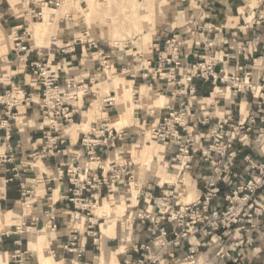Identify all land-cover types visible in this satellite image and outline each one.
Wrapping results in <instances>:
<instances>
[{"label":"crops","instance_id":"crops-1","mask_svg":"<svg viewBox=\"0 0 264 264\" xmlns=\"http://www.w3.org/2000/svg\"><path fill=\"white\" fill-rule=\"evenodd\" d=\"M166 1L167 16L161 26L158 27L157 22L155 30L150 31L154 37L149 39V48L130 41L118 43L102 31L87 29L98 43V49H94L87 44L73 47L74 39L87 31L77 25L79 11L72 10L69 19L61 18L55 31L50 33L49 45L38 46L33 29L35 21L27 17L26 8H22L20 3L2 0L5 17L0 29L13 40L16 33L24 35L31 48L28 60L47 63L52 73L60 78L63 88L74 83L82 90L86 89L79 101L73 102L77 111L75 123L62 129L66 144L51 158L34 159L32 155L41 150L43 133L48 129V118L39 105L43 89L26 64L19 60L13 46L0 56V98L13 88H19L32 100L30 105L21 104L13 108L9 117L5 115L6 105L0 104V122L7 121L4 124L12 128L9 141L6 140V131L0 129V254L6 255L8 264H17L13 259L17 251L29 255L23 264H40L38 254L30 248L29 232L30 229L48 231L50 224L57 225V229L51 231L50 249L59 264H126L147 257L149 252H157L158 247L154 243L157 229L150 222L144 223L138 218L142 210L152 208L138 197L132 204L133 190L145 189L158 197L163 190L172 188L179 204L204 198L210 182L217 178L215 167L204 161L201 151L208 148L210 131L219 123L228 121L235 126L245 123L252 128L242 134V143L235 145L239 156L231 172L239 176L240 182H246L256 174L249 160L264 163V136L255 132L264 129V105L260 107L259 100L251 93L235 90L229 77L222 79L223 74L218 80H195L197 100L192 105L195 117L188 130L199 143L195 148L198 162L184 174L190 185L181 179L182 172L174 161V153L162 145L148 144L154 141L144 135L145 131L162 121L167 105L176 106L179 93H175V87L166 82L158 81L150 86L151 81L144 80L136 71V62L139 55L155 58L172 34H184L181 54L184 63H198L199 56L205 54L206 45L213 43L216 70L225 69L229 74L238 72L241 76L249 73L251 81L262 88L264 94V23L258 20L260 15H264V0ZM198 26L203 29L198 31ZM205 26L211 27L212 31L204 30ZM54 38L60 46H71L70 52L62 53L51 46ZM101 53L106 58L101 57ZM113 71L115 73H111ZM125 88L130 91L128 99L123 98ZM109 95L120 98L116 107L103 105L102 99ZM159 97L162 104H157ZM97 103L100 104V112L96 116L93 106ZM127 110L131 114L119 128L128 133V138L117 142L109 153L98 150L102 159L100 168L96 165L86 168L89 176L97 178L110 177L114 171L124 176L100 192L96 213L100 219V247L94 248L86 239V257L77 262L60 249L67 240L69 212L73 208L66 200L70 189L67 167L72 164L87 166L88 160L81 144L84 135L100 123L119 129L114 126V119L126 114ZM250 117L256 118L255 124L250 122ZM225 163L226 160L222 166ZM15 169L20 174L19 178H15ZM130 176L132 179L129 180ZM21 183H27L30 197H23ZM218 188L220 193L214 205L225 210L229 205L226 196L231 187L220 184ZM57 191L58 197L54 200ZM256 201L264 207V189L258 193ZM105 203L111 205L108 207L110 212H104ZM101 209L102 214L99 213ZM50 217L55 219L48 222ZM258 222L263 225L264 217H259ZM167 228L171 231V225ZM222 232L223 229L219 231ZM227 233L230 252L225 260L217 259L209 250L210 237L205 238L201 234L192 237L191 243L204 244L198 255L201 264H264L262 227L245 234L238 232L234 225L228 228ZM173 237L170 236L171 239ZM188 247L189 242H184L180 248L174 249L175 255L183 257ZM238 253H242L239 262H232Z\"/></svg>","mask_w":264,"mask_h":264},{"label":"built area","instance_id":"built-area-1","mask_svg":"<svg viewBox=\"0 0 264 264\" xmlns=\"http://www.w3.org/2000/svg\"><path fill=\"white\" fill-rule=\"evenodd\" d=\"M26 1V0H23ZM28 5L25 10L27 17L33 21H44L45 8L59 10L67 0H27ZM5 17L0 0V23ZM70 18V13L65 16ZM258 20L264 23V15H260ZM203 27L198 26L201 31ZM204 30L212 31V28L204 27ZM204 31H202L203 33ZM13 40V51L19 60L26 64L28 70L43 89V97L39 103L42 113L48 118V129L43 133V144L40 151H36L32 157L48 159L66 144V139L62 136L64 126L75 123L76 107L73 102L79 101L86 92L77 84L68 83L66 88L60 86V78L53 74L49 65L40 61L30 62L28 55L31 48L24 39V35L16 33ZM88 45L98 49V43L92 39L88 30L74 39L73 47L77 45ZM51 46L59 49L62 53H69L71 46H60L59 41L54 38ZM184 47V34L175 33L169 36L164 46L157 51L155 58H145L139 55L136 62V71L141 74L144 80L152 83L166 82L175 87V93H179L176 106L167 105L166 113L162 121L153 125L145 131L152 141L164 146L169 152L174 153V161L184 174L189 173L197 164L196 146L199 140L189 132V127L193 122L195 113L192 105L197 100V79L218 80L228 79L235 90L249 92L254 98L259 100V106L264 105V94L262 88L251 81L249 73L241 76L238 72L229 74L225 69L218 72L214 58L213 43L206 45L205 54L199 56L198 63H184L181 58ZM103 56V53L100 54ZM106 58L105 56H103ZM182 72V74H180ZM32 103L19 88L8 91L4 97L0 98V104L7 107L6 116L12 115L13 108ZM106 108L116 107L117 96H107L102 101ZM252 124L256 123L255 117L249 118ZM8 122H0V129L6 131V140L11 139L12 128L5 125ZM4 124V125H3ZM252 128L246 124L239 123L237 126L226 121L219 123L211 129L209 136V146L201 151V156L205 162H209L215 167L217 180L209 184L204 198H200L191 203L179 204L175 201V191L172 188L163 190L160 196L139 189L138 199H143L144 203L152 209H144L138 214L142 222H150L157 229L158 235L154 243L158 247L155 253L149 252L147 257L128 261L126 264H201L198 255L204 246L201 242L191 243L192 237L197 234L210 237L209 250H212L217 259L225 260L228 257L230 248L227 246V230L231 226H237L240 233L249 234L252 230L262 227L264 232V222L260 225L259 217H264V207L257 201L256 197L264 189V163L249 160V164L255 176L246 182H240L237 174L231 172L235 160L239 156L235 145L241 142L242 134L251 131ZM259 136H264V129L255 130ZM128 138V133L115 129L107 123H100L90 132L86 133L81 141L82 148L88 160L85 167L69 165L67 167V177L70 183L69 195L66 200L72 205L69 212V232L67 240L60 246L66 256H72L77 262H81L87 254L86 239L91 241L94 248L99 249L101 243L100 219L97 216L100 192L104 187L110 188L124 176L121 172L114 171L110 177L97 178L89 176L88 165H96L100 168L102 159L98 155V150L103 149L109 153L116 143ZM226 163L222 166V162ZM85 168V169H84ZM15 178L20 174L15 169ZM129 175V173L127 174ZM132 176L129 177V180ZM220 184L231 187L230 193L226 196L229 205L225 210H221L214 205L218 198ZM22 195L28 198L31 195L27 183L20 184ZM55 218L50 217L48 222ZM171 225V231L167 228ZM51 231L57 229L56 224H50ZM223 229L222 233L219 231ZM173 235V239L170 236ZM189 242V247L183 257H177L174 249L180 248L184 242ZM149 250V248H147ZM52 252V251H51ZM52 254H54L52 252ZM28 253L17 251L13 259L17 264H23ZM242 253H238L232 262L238 263ZM74 264V263H73Z\"/></svg>","mask_w":264,"mask_h":264},{"label":"rangeland","instance_id":"rangeland-1","mask_svg":"<svg viewBox=\"0 0 264 264\" xmlns=\"http://www.w3.org/2000/svg\"><path fill=\"white\" fill-rule=\"evenodd\" d=\"M11 1L12 4L20 3L22 8H27V0ZM82 1L83 4L81 5ZM66 4V6L62 5V7L57 11L52 8H45L44 12L49 13H44L43 22L46 24H44L45 26L42 27L45 30L44 35H41L42 38L41 36H37L35 34L36 26L33 24L35 38L38 37L36 38L38 46L49 45L50 33L55 31L61 18L65 17L66 14L70 13L72 10H77L80 13V17L76 18L77 25L79 27L86 30L89 29L91 32L102 31L104 35H109L113 41L118 43H124L128 41L136 42L138 45H143V47L147 49L150 46L149 39L154 37L150 31L155 30L157 22L158 27L161 26L168 12L166 0H67ZM41 22L42 21H35V23ZM10 46H13V38L5 35L0 29V56L4 54ZM143 52L146 53L145 50ZM113 73L115 72L113 71ZM129 97L130 93H128L124 98L128 99ZM117 100L119 102L120 98L117 97ZM158 102L159 104H162L160 97L157 100V104ZM148 144L161 146L160 144L154 142ZM180 176H183L181 179H184L185 183L190 185V182L186 180L184 173H182ZM130 202L133 204V201ZM110 210L109 208H106L104 209V212H110ZM99 213L102 214L103 210L101 209ZM32 230L33 229H30V231ZM30 234L31 232H29L30 248L32 251L37 253L35 249V242L30 237ZM52 237V232L49 229L48 239L50 244ZM48 252H51L50 247Z\"/></svg>","mask_w":264,"mask_h":264},{"label":"bare ground","instance_id":"bare-ground-1","mask_svg":"<svg viewBox=\"0 0 264 264\" xmlns=\"http://www.w3.org/2000/svg\"><path fill=\"white\" fill-rule=\"evenodd\" d=\"M90 1V0H89ZM46 13H49V12H46ZM45 13V14H46ZM89 14V13H88ZM90 15V14H89ZM44 24H46L45 22H41V23H35L34 25L36 26V30H35V34L37 36H41L42 34L44 35V32L45 30L42 28L43 26H45ZM47 30V29H46ZM38 38V37H36ZM42 38V36H41ZM113 73V72H111ZM106 88V86H105ZM108 91V90H107ZM105 93V92H104ZM130 93V91L128 89L125 88V91H124V95H123V98L128 94ZM106 94V93H105ZM103 100V99H102ZM101 103V102H100ZM94 107V113L95 115L98 114L100 112V104L97 103L95 104ZM129 113L131 114L130 110H127L126 111V114L123 113L121 114L119 117L115 118L114 119V126L116 127H120L125 119L127 118V115H129ZM100 115H103V114H100ZM99 115V117H100ZM93 116V115H92ZM97 116V115H96ZM106 116V115H104ZM103 116V117H104ZM105 119V118H104ZM111 125V124H110ZM120 129V128H119ZM164 180V179H163ZM138 195V191L136 189L133 190V197L130 199L131 201H135L136 197ZM58 197V191L55 193V197L54 200ZM131 197V196H130ZM52 198V200H53ZM106 204V203H105ZM111 206V205H110ZM108 205V203L106 204V208L110 207ZM10 222V221H9ZM30 237L34 240L35 242V246H36V251H37V254L39 256V260H40V264H59L57 263L54 258H53V254L52 252H48L49 250V247H50V242H49V239H48V231L46 229H43L41 231H37L35 229H33L31 231V234H30ZM38 260V261H39ZM0 264H8V259L6 258V255H0Z\"/></svg>","mask_w":264,"mask_h":264}]
</instances>
